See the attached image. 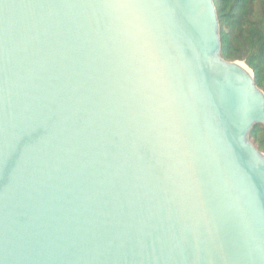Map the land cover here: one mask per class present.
Returning a JSON list of instances; mask_svg holds the SVG:
<instances>
[{
  "label": "water",
  "instance_id": "water-1",
  "mask_svg": "<svg viewBox=\"0 0 264 264\" xmlns=\"http://www.w3.org/2000/svg\"><path fill=\"white\" fill-rule=\"evenodd\" d=\"M257 125L214 0H0V264H264Z\"/></svg>",
  "mask_w": 264,
  "mask_h": 264
},
{
  "label": "trees",
  "instance_id": "trees-1",
  "mask_svg": "<svg viewBox=\"0 0 264 264\" xmlns=\"http://www.w3.org/2000/svg\"><path fill=\"white\" fill-rule=\"evenodd\" d=\"M218 13L221 57L244 62L264 92V0H214ZM251 142L264 153V125L255 126Z\"/></svg>",
  "mask_w": 264,
  "mask_h": 264
},
{
  "label": "bare ground",
  "instance_id": "bare-ground-1",
  "mask_svg": "<svg viewBox=\"0 0 264 264\" xmlns=\"http://www.w3.org/2000/svg\"><path fill=\"white\" fill-rule=\"evenodd\" d=\"M241 67H243L244 69H247L243 64H240Z\"/></svg>",
  "mask_w": 264,
  "mask_h": 264
}]
</instances>
